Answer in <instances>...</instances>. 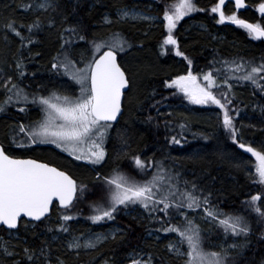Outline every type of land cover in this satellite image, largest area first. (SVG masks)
Segmentation results:
<instances>
[{
	"label": "snow or ice",
	"instance_id": "snow-or-ice-1",
	"mask_svg": "<svg viewBox=\"0 0 264 264\" xmlns=\"http://www.w3.org/2000/svg\"><path fill=\"white\" fill-rule=\"evenodd\" d=\"M162 5V11L157 9V15L152 16L137 11L135 8L122 6L117 9L116 18L105 14L100 27L109 29L101 35L93 33L91 38L87 34V26L80 19L62 27L58 33L59 48L51 57L50 71L55 76L67 77V81L59 82L52 90L46 86H38L35 91H28L18 82L25 77L24 50L36 42L35 35L43 22L39 15H35L30 23H17L15 18H7L0 22V32L4 40L9 34L19 39L17 55L14 57V71L7 78L0 77V113L11 107H17L18 112L28 114L33 108L38 109V117L27 123L20 121L11 125L8 141L9 147L30 148L32 145L52 144L76 161H86L93 166L95 182L89 188L88 184L78 183L68 172L50 163L41 162L34 158L14 157L0 144V226L7 230H18L19 222L29 218L25 223L48 219L55 201H58L60 215L55 228L48 231L69 233L68 222L76 218L79 213L72 214L71 210L77 202L88 200L89 195H98L99 199L90 201L88 208L90 215L86 217L93 224L114 221L122 209L138 206L147 214L149 223H158L160 227L149 230L148 235L155 233H176L178 239L169 241L165 246L167 251L183 264H236L231 252L249 246V236L253 232L250 216L242 213H226L211 202V193L204 194V190L195 181L184 180L181 183L180 174L166 166L164 160H157L155 155L145 156L142 152L130 149V142L125 132H117L120 149L116 153L117 160H125L129 164L127 171L119 164L107 172L101 169L107 162V141L110 138L113 122L123 113V102L126 90L132 86L127 70L120 62V54L126 53L133 44L122 31L114 30L113 25L125 22L143 21L162 26L163 40L160 43L161 54L166 55L169 50L187 61V71L174 75L163 81L166 89H175L173 95L182 94L183 98L195 105H215L219 108L217 114L218 127L230 138L232 145L244 153L251 154L254 164L239 160L235 167L246 171L247 178L254 184L264 186V142L257 146L255 141L244 142L241 128L236 124V116L240 109L234 108L237 84L250 83L264 91V58L260 63L245 60L243 57L210 61L207 70L194 72L193 60L180 48V42L175 34L180 21L195 12H205L208 9L199 8L195 0H155ZM227 0H218L210 11L218 15L217 23L229 21L244 28L253 39L264 38V23H252L241 19L237 11L226 14L223 6ZM237 10L245 7V0H234ZM26 11L34 14L39 12H58L59 0H32L22 4ZM261 19L264 20V0L257 5ZM66 18L61 16L63 24ZM50 29L57 27V21L51 17L47 21ZM27 34H25V30ZM79 42L87 47L82 49L77 59L72 55V49ZM170 46V49H169ZM30 55H39V53ZM219 65V67H217ZM47 90V94L44 92ZM159 103V102H157ZM235 113V115L233 114ZM264 115V105L261 106ZM168 115H172L168 113ZM153 120L152 116L147 117ZM172 121H166L167 128ZM179 132L166 139L168 144L182 143L178 137H183L188 128L187 123L178 125ZM204 140L210 139L203 133ZM236 159V157H233ZM151 173V174H149ZM259 202V203H258ZM249 214H254L256 222H264V194L251 195L241 202ZM202 211V219L222 230L225 237L235 240L243 238V243L227 240L219 245H212L209 249L203 247V230L189 217V212ZM174 214L179 215L182 224H174ZM35 227V224H33ZM124 239L121 229H114L108 233L90 234L85 238L83 234L75 235L66 242V250L74 252L78 257L81 251H95L109 238ZM264 239V232L260 234ZM9 240L0 238V257L14 258L12 264H67L61 256L53 258L51 247L45 244L40 249L24 247L22 254L15 251V245ZM53 239H56L53 236ZM159 239V237H157ZM186 246V248H185ZM219 250H214V249ZM104 264H117L116 261L105 260ZM128 264H154L151 253H144L135 249L129 253ZM264 264V260L261 261Z\"/></svg>",
	"mask_w": 264,
	"mask_h": 264
},
{
	"label": "trees",
	"instance_id": "trees-1",
	"mask_svg": "<svg viewBox=\"0 0 264 264\" xmlns=\"http://www.w3.org/2000/svg\"><path fill=\"white\" fill-rule=\"evenodd\" d=\"M216 1L195 0L199 8L208 9V11L191 13L180 21L178 29L175 30L181 50L193 60L194 72H200L201 69L206 71L208 63L214 59L219 61L224 58L243 57L245 60L260 63L264 58V41L253 39L244 28L239 26L217 23V15L210 11ZM30 2L32 0H0V15L6 16V19L15 18L17 23H30L35 19L36 14L21 7L22 4ZM246 2L248 8L237 12L238 16L252 23H264L257 13V5L261 0H246ZM149 3L156 7L154 10L156 13L158 8L162 11V5H158L155 0H59L57 13L50 11L46 15H39L43 26L36 32V42L29 45L23 52L26 65L25 77L18 82L31 92L37 90L38 86H46L47 90H52L59 82L67 81V77L55 76L50 71L51 57L59 48L58 33L62 27L80 19L87 26L89 38L93 33L103 35L109 31L107 28L100 27L105 14L115 19L117 9L122 6L144 8V4ZM224 11L226 14H231L235 10L231 3H227ZM61 16L66 18L63 24ZM51 17L57 21V27L53 29L47 25ZM190 22H196L204 28L198 26L190 28L188 27ZM112 27L114 30L122 31L133 44L131 49L121 53L119 57L122 66L128 72L132 86L125 94L123 113L112 128L106 144L107 162L102 169L95 166L96 170L107 172L116 164H119L122 170L129 169L127 161L116 159V153L120 149L117 132L118 130L125 132L132 151L142 152L149 157L155 155L157 160H164L167 167L180 174L181 183L184 180L195 181L204 190L205 195L211 193L212 204L224 212L249 215L253 227V232L248 238L249 246L231 252V257L235 259L236 264H261L264 260V239L260 238V234L264 232V222L257 223L255 215L245 212V206L241 202L249 199L251 195L264 194V186L254 184L247 178L246 171L254 172V168L250 167L241 171L235 167L241 159L248 161L250 165L255 163V159L251 157V154L244 153L243 150L232 145L227 134L218 127L217 114L220 110L217 106L210 108L190 106L180 95H173L175 90L164 87L165 79L187 71V61L176 56L171 50L166 55L161 54L160 43L163 40L161 25L157 24L154 27L147 22H125ZM185 27H188L186 31L183 29ZM24 31L27 34L26 29ZM8 42L10 45L5 50L6 67L15 79L17 73L14 71V57L17 55L20 41L9 34ZM1 46L0 42V51H4V47ZM86 47L84 42H79L71 50L72 55L78 59L80 51ZM30 52L39 53V55L33 56ZM47 90L44 94H47ZM234 92L233 107L240 109L239 115L236 116V124L238 127L243 125L241 132L244 142L255 141L254 146H257L260 142H264V115L261 113V106L264 105V91L245 82L237 84ZM2 98L3 94L0 93V99ZM38 112V109L33 108L28 114H24L18 112L17 107L10 106L7 111L0 113V143L11 155L22 156L21 152L13 148V145L9 147L7 137L11 125L20 121L27 123L30 120L29 114L35 113L37 118ZM149 115L153 117V120H147ZM166 121H172L167 128ZM180 123L188 124L183 137H178L182 143L168 144L166 139H171L172 135L180 131L178 127ZM194 133H203L210 139L204 140L202 136L194 135ZM24 155L38 158L66 170L78 183L88 184L89 188L95 182L93 166L72 162L48 146L34 147ZM98 199V195H89L87 201L77 202L71 210L72 214L79 213L75 218L77 229L93 231L98 228L104 229L110 223H115L120 226L124 234L123 240L119 237L116 240L110 238L95 251H81L77 257L74 252H68L63 248L58 240V243L49 240L54 233H58L59 237L71 235L70 232L48 231L49 227L55 228L56 225L51 219L58 220L60 215L59 207L53 206L46 220L28 223L27 228L25 223L28 221L25 219L20 221L16 230L20 237L16 251L22 254L24 247L40 249L47 244L52 249L53 258L61 256L67 260V264H103L105 260L110 262L114 260L117 264H122L133 249L136 250L140 246L149 249L150 245L151 248L156 249L154 250L156 259L163 261L164 264H183L180 259L167 257L165 253L160 252L157 245V248L154 247L153 243L145 238L150 229L155 230L160 227L158 223H149L147 216L142 218L127 214L125 209H122L117 213L114 221L93 224L87 220L86 217L91 214L88 203ZM80 220H84L85 223L81 225L78 223ZM172 223L182 224L183 221L174 214ZM68 227L70 229L75 227L74 222L69 221ZM201 229L204 235L203 247L206 250L210 248L208 240H227L228 244L243 243L242 237L235 241L231 237H225L218 227L213 232L205 230V227ZM6 233L7 230L0 227V238ZM0 264H12V262L10 258L0 257ZM229 264H232L231 259Z\"/></svg>",
	"mask_w": 264,
	"mask_h": 264
},
{
	"label": "rangeland",
	"instance_id": "rangeland-1",
	"mask_svg": "<svg viewBox=\"0 0 264 264\" xmlns=\"http://www.w3.org/2000/svg\"><path fill=\"white\" fill-rule=\"evenodd\" d=\"M127 7L135 8L137 11L143 12V13L148 14V15H152V16H156L157 15V13L154 11L156 9V7H154L152 3L146 4V5L144 4V6H143L144 8L134 7V6H127ZM50 11L51 10H49V12H46V13L37 11L35 14L42 16L43 14L46 15V14L50 13ZM45 15H44V17H45ZM187 17L188 16L184 17L183 19H185ZM4 20H6V16L1 17V15H0V22H3ZM136 22H143V21H136ZM147 23L153 25L154 27L157 26V24H154V23H149V22H147ZM179 25H180V23L177 25V29H178ZM192 26H196V27L198 26L199 28L200 27L204 28L202 25H200V24H198L196 22H190L188 27L191 28ZM188 27L183 28L184 31H186L188 29ZM0 42L2 43V46L4 47V51L3 50L0 51V77L6 79L7 75H10V70H9L8 67H6V61H5L6 60L5 59V57H6V53L5 52L6 51L5 50H6V48H8L10 43L8 42V40L7 41L4 40L3 32H0ZM169 49H170V46H169ZM173 90H175V89H173ZM177 94L180 95L183 98L182 94H180V93H177ZM184 100L190 106H199V107H205V108L216 107L215 105H195V104L189 103L186 99H184ZM29 118L30 119H36V114L35 113H30L29 114ZM111 131H112V129H111ZM41 145H43V144H40V145H37V146H41ZM34 147H36V145H32L30 148L25 149V148H17V147H15L13 145V148L15 150L21 152L22 156H27V155H24V154H26L30 150L34 149ZM53 148H56V146L54 145ZM57 149H59V148H57ZM125 212H127V214L138 215L139 217H142V218L143 217L146 218V216H147V214L143 211V209L139 208L138 206L130 208V209H125ZM202 215H203L202 211L199 210V209L196 210L195 212H189V217L190 218H194L195 219V223L198 224L200 226V228L201 227H205L206 228L205 230H208L209 232H213L214 229L216 228V226L211 224V223L205 222L202 219ZM177 217L181 219V217L179 215H177ZM51 221L53 223H57V219L52 218ZM72 221L74 222V226L75 227H73L71 229V231H70L71 235L69 237H67V236L66 237H63V236L59 237L58 233H54V234L51 235L49 240L51 242H56V243H58V241H59L61 243L62 247L66 249V242L71 240L72 237L75 236V235L83 234L85 236V238H87V236L90 235V234L108 233V232H110L111 230H114V229H121L118 224L110 223L108 225V227H105L104 229L98 228V229H95L93 231H88V230L85 229V230L79 231L77 229L78 228L77 227V220L74 219ZM78 223H80L82 225L85 222H84V220H80V221H78ZM10 232H11V236H12L11 244L15 245V251H16L17 248L19 247V240H20V237H19V235L17 234L16 231H7L6 235L2 236L1 238L3 240H9ZM53 236H55L56 239H53ZM145 236H146L145 238H148L153 243L154 247L157 248V246H158V248H160V252L165 253L167 255V257H171V258H173L175 260H178V258H176L174 255L170 254L167 251L166 247H165L169 241H175V240L178 239L176 233H155L154 232V234L152 236H149L148 233ZM157 237H159V239H157ZM208 241H209L208 243H209L210 246L219 245V244L224 242V240H219V239H214V240H211V241L208 240ZM185 248H186V246H185ZM136 250L137 251L142 250L144 253H151L153 255V257H154V264H164L163 261H159L158 259H156V257L154 256V250H156V249L151 248L150 245H149V249H145L143 246H140V247L136 248ZM214 250H219V249L217 248V249H214ZM128 256H129V254L127 255L126 259L124 260V262L122 264H128ZM12 259H18V258H15V257L14 258H10L11 262H12Z\"/></svg>",
	"mask_w": 264,
	"mask_h": 264
},
{
	"label": "water",
	"instance_id": "water-1",
	"mask_svg": "<svg viewBox=\"0 0 264 264\" xmlns=\"http://www.w3.org/2000/svg\"><path fill=\"white\" fill-rule=\"evenodd\" d=\"M217 2H218V0H217ZM232 3L233 4V6H234V8H235V3H234V0H227V2H226V4L227 3ZM225 4V5H226ZM225 5L223 6V8L225 7ZM247 3H246V1H245V7L244 8H241V9H239V10H237L236 8H235V10L236 11H238V12H242V11H244L246 8H247ZM257 11H258V9H257ZM258 14L259 15H261L262 16V14L261 13H259V11H258ZM218 16V15H217ZM219 18V17H218ZM223 24H228V25H231V26H237V25H235V24H232L231 22H229V21H225ZM259 40H262V41H264V38H261V39H259ZM128 90V89H127ZM127 90H126V92H127ZM121 116V115H120ZM119 116V117H120ZM119 117H118V120H119ZM117 121H115V122H113V123H116ZM14 157H16V156H14ZM23 158H28V157H23ZM30 158H33V157H30ZM35 159V158H34ZM41 162H43V161H41ZM47 163V162H46ZM64 171V170H63ZM54 203H56L57 204V206L59 207V205H58V201H55ZM23 219H25V220H27V221H29V218H27V217H24ZM36 222H40V221H36ZM19 226V225H18ZM1 227H3L5 230H7L6 229V226H1ZM13 231H15V230H13Z\"/></svg>",
	"mask_w": 264,
	"mask_h": 264
},
{
	"label": "flooded vegetation",
	"instance_id": "flooded-vegetation-1",
	"mask_svg": "<svg viewBox=\"0 0 264 264\" xmlns=\"http://www.w3.org/2000/svg\"><path fill=\"white\" fill-rule=\"evenodd\" d=\"M114 125H115V124H114ZM46 146L52 148L49 144H44V147H46ZM36 147H37V146H36ZM38 147H40V146H38ZM52 149H54V148H52ZM54 150H56L57 152H59L60 154H62V155L65 156L67 159L71 160L72 162H75V160H74V158H73L72 156H69L68 154H66V153H64V152H61V151H59V150H57V149H54ZM36 159H38V158H36ZM39 160H40V159H39ZM48 163H49V162H48Z\"/></svg>",
	"mask_w": 264,
	"mask_h": 264
}]
</instances>
